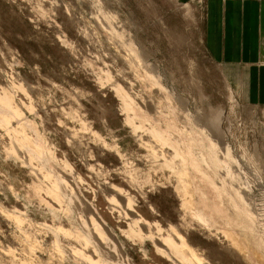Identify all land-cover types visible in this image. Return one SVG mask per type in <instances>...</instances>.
<instances>
[{"label":"rangeland","instance_id":"rangeland-1","mask_svg":"<svg viewBox=\"0 0 264 264\" xmlns=\"http://www.w3.org/2000/svg\"><path fill=\"white\" fill-rule=\"evenodd\" d=\"M204 13L202 0H0V84L9 85L14 75L24 85L34 105L31 112L23 109L25 117L36 122L55 156L71 164L72 174L82 176L80 184L74 174H64L78 184L88 205L78 211L74 199L67 214L44 191L34 190L37 175L25 163L26 154L9 153L11 138L0 127V264H90L72 251L83 249L80 242L55 232L58 225L91 234L96 239L83 250L109 264H178L158 254L148 238L124 235L138 214L175 225L210 264H264L250 245L246 251L234 248L231 236L238 241L239 236L221 221L207 229L192 216L194 208H202L201 200L211 203L214 195L192 169L184 175L203 188L180 190L175 173L152 156L153 150H173L160 148L141 130L133 133L115 92V84L121 85L162 128L175 124L169 130L194 154L199 143L228 145L223 160L232 175L236 170L242 177V186L248 184L249 201L264 226V102L253 101H264V86H256L253 95L254 86L230 84L238 71L218 62L207 47ZM127 42L140 60L132 57ZM17 94L16 99L28 100L22 91ZM230 179L225 183L234 196ZM109 185L129 193L135 212L122 207V196ZM110 193L118 195L120 205L111 208ZM224 194L217 192V199ZM14 214L24 221L16 223ZM78 215L86 221L96 217L110 232L108 239L100 242ZM259 222L255 231L264 228Z\"/></svg>","mask_w":264,"mask_h":264},{"label":"bare ground","instance_id":"bare-ground-1","mask_svg":"<svg viewBox=\"0 0 264 264\" xmlns=\"http://www.w3.org/2000/svg\"><path fill=\"white\" fill-rule=\"evenodd\" d=\"M125 46L127 50L132 53V57L140 60V56L137 54L131 42L125 43ZM9 80H10L9 85L0 84V127H3V129L11 138L10 139L11 145L8 147L9 153L12 155L20 156L18 152L21 150L24 151V153L26 154V156L24 157L25 163L29 164L31 169L37 175L36 176L37 180L33 184L34 190H36L37 192L44 191L47 194L45 196L50 197L52 200L57 202L62 208V210L66 211L65 213L71 212V206H72L71 203H74V201L76 200L78 204L76 202L75 204H77L76 207L78 211H81L80 208L82 209L83 205L88 207L86 203L82 202L85 199L81 200L79 196L80 193L77 192V190L78 191L80 190L78 184L76 185L75 183V185H72L71 182H69V180L66 177L67 174H69L68 176H70V174L71 176L74 174V176L72 177H75L76 181H78L77 183L81 184V182H83L82 176L76 172L72 174L73 168L71 164L66 159L60 160L55 156L52 145H50L46 141L47 138L45 139L44 136L40 133L39 129L37 128L36 122L32 119L25 117L23 109L30 112L34 110L33 102L30 96L26 93L24 85L21 83L18 77L11 75L9 77ZM114 87L116 94L119 96L121 100L119 107L122 110V112L125 114V119H124L125 124L131 127L133 133H137L138 130H141L152 138L151 141L153 140L154 143L156 144L159 143L158 145L159 147L161 144L162 148L168 147L173 150L172 153L168 151L167 153L163 150H161L160 152H156L153 150L152 156L155 157L157 156V158L159 156L160 159H162V165L164 167H167L173 173H175L174 175L177 176V182H179L177 186L179 185V187L181 188L180 190L184 191L186 194L188 193L186 192L187 190L190 191V189L191 190L193 189L199 192L200 188H203V187L199 188V185L192 184L194 178L192 179L190 174H189L190 178L185 176L187 172L189 170L191 171L192 169L194 175L200 178L199 180L201 185L206 187L207 191H209V193L212 192V194L214 195V199L211 198L210 196H209L210 198H208V199H213L211 200L212 201L211 204L210 201L207 202L205 195L202 194L201 197L204 196L203 198H205L200 201L203 202L202 203L203 206L201 205L202 206L201 209L194 208V211L191 212L192 216L201 225L207 227V229L209 228V226L212 225V223L216 226L215 224L216 221H221V223L226 225L227 230L230 229L232 233L234 234L237 233V235L239 236L238 238L239 241L237 240V236L235 238L234 236H231L232 237L231 245L234 248L239 250V252L242 250L246 251L247 250L246 247L250 245L252 249L255 248L256 251H259L261 255H263L264 257V228L263 229L260 228L259 230L263 234L253 229L254 222L255 221L259 222L261 219L259 220L257 219L259 216L257 217L254 214L255 213L254 212L255 210L253 209L254 203L251 204L250 203L251 201H249L250 199L248 198L249 196L248 184L246 183L247 186L245 187L242 186L240 184L241 183L240 180L242 177L239 176L236 170H233L234 174L232 175L230 169L226 165L227 163L224 162L223 160L227 155H229L230 147L228 145L220 147L216 145L214 142H211L213 144L212 146L206 147L207 145L202 146V144L199 143V146L197 147L199 148L198 149L199 151L197 152V154H194L190 146L188 145L185 146L184 139H179L175 137L172 134V131L169 130L170 128L176 129L175 124L173 123L167 124L164 126V128H162L159 123L158 124L154 123V120L152 122L151 120L152 118H150L148 113L146 114L145 110L142 109L137 102H135V99L133 98L132 95H130L119 84H115ZM19 91L25 93V96L28 98L27 101L16 99L17 98L16 96L18 95L17 92ZM14 120L16 121L15 125L12 123ZM155 122L158 121L155 120ZM31 130L34 132L33 134H31ZM206 138L211 140L207 136ZM142 144L143 145L145 144L143 140H142ZM46 160L51 162V164H49ZM57 161H60L59 164L61 167L57 166L58 165ZM64 170L66 173L64 172ZM209 176L211 177V179L209 178ZM230 176H231L230 180L232 181V187L234 188L235 191L234 196L228 192L225 183L227 182V179ZM190 183L192 185H188ZM186 187L188 188L187 190L185 189ZM100 188L102 189V187ZM106 188H111L113 189V191H116V193H118L120 197L122 196V198L120 199L124 202V205L122 207H125V210H129L131 212L134 211L133 201L128 192L126 193L125 190H123L122 188L116 185H109V187ZM176 189L179 190L178 187ZM103 190L105 189L103 188ZM182 191H179V193ZM217 192L225 193L223 195V198L220 197V200L217 199L216 197ZM201 193H203V191ZM244 193L247 195V197L244 196L245 195ZM68 194L70 198H68L69 196L67 197ZM180 194L182 195L183 192ZM117 196L115 194L112 195L111 193L106 196L108 198V201L110 203L112 202L114 205L111 208L116 207L117 204L120 205ZM182 198H184L183 195ZM224 200L226 201V203L223 202ZM200 202L198 200L197 202L194 203L196 204ZM114 203H116V206ZM185 204L186 202L182 201V205ZM197 206L198 205H195V207ZM149 207L151 209L150 211L155 213L154 207L152 206ZM208 207H210V209ZM120 210L122 209L120 208ZM120 212L124 216L128 215L127 211L124 212L125 214L123 213V211H119V215ZM15 215L16 214L13 215L14 218L11 215L9 217L13 218L14 220L16 219L15 221L16 223L17 222L20 223V221L24 219V217L21 218L23 216L22 214H21L22 216H17V215L15 216ZM77 219L80 220L79 223L81 222L86 225L87 230L89 224L90 227L94 230L93 233L95 232L94 236L97 235L96 237H98L97 239L99 241L100 240L106 241V239H108L107 233L110 234V232L108 231V229L102 227V225H100L96 217H94L93 215L87 217V221L85 220V218H83L82 215H78ZM259 223H261L259 227H264L262 226L263 225L262 221ZM128 224H129L128 234L125 231L124 235L129 236V238L138 237L139 240L140 238L141 240L144 238H148L153 242L155 251L158 254L162 255L163 257L166 258L172 257V259L170 260L175 259V261L178 262V264H210L206 258L198 254V252L188 243L185 236L177 229L175 225L167 223L166 226H163L156 219H154L153 222H150L139 214L136 217L130 218V223ZM153 226H154V230L152 229ZM54 230L58 234H63L65 236H69L72 237L73 239H76L78 242H80V245L83 246V249H86V247L88 248L91 245L90 242L92 241L91 239H93L91 234L87 235L88 232L84 234L77 227H75V229L72 231V229L70 228H65L64 226L58 225L57 227H55ZM231 232L229 234H231ZM224 235L225 237H227L226 234ZM97 247L100 246L97 245ZM81 248L80 249L74 248L72 251L87 259L88 260L87 262H89L90 264H109L107 262L108 260L102 258V256L101 257L97 256L96 258L91 257L89 253H86V251H84ZM100 248L98 250H100ZM249 250L248 252L251 251ZM101 252L102 251H99V253ZM95 253L96 252L94 251V254ZM84 258H82V260Z\"/></svg>","mask_w":264,"mask_h":264},{"label":"crops","instance_id":"crops-1","mask_svg":"<svg viewBox=\"0 0 264 264\" xmlns=\"http://www.w3.org/2000/svg\"><path fill=\"white\" fill-rule=\"evenodd\" d=\"M206 45L235 85L264 86V0H202ZM237 81H234V80ZM254 102H264L259 97Z\"/></svg>","mask_w":264,"mask_h":264}]
</instances>
